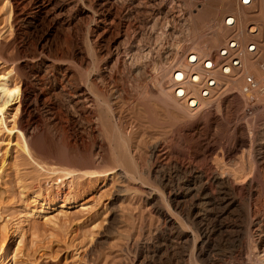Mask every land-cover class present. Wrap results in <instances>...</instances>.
Listing matches in <instances>:
<instances>
[{"label": "rangeland", "instance_id": "rangeland-1", "mask_svg": "<svg viewBox=\"0 0 264 264\" xmlns=\"http://www.w3.org/2000/svg\"><path fill=\"white\" fill-rule=\"evenodd\" d=\"M202 1L0 0V262L4 256V264H184L176 239L169 240L148 203L146 184L157 185V194L167 198L172 185L192 182L216 197L203 221L207 230L216 228L212 249L202 257L191 245L192 264H264V242H259L264 224L256 225L264 218V94L248 98L238 82L230 83L187 120L158 125L148 122L136 102L149 80L157 84L162 68H169L184 48L194 47L190 21ZM120 56L126 67L119 70ZM142 69L149 76L145 82L138 77ZM2 76L19 85L18 98L4 94ZM123 83L132 94L117 102L116 116L124 121L117 126L123 133L137 132L141 152L159 139L163 158L169 157L158 178L149 175L147 161L139 160L145 184L139 179L128 183L119 169L102 172L112 163L95 147L88 164L89 150L73 141L94 120L100 89ZM14 124L22 130L10 134ZM101 137L96 133L94 140ZM19 140L30 154L17 147ZM241 165L245 172H232ZM63 167L74 170L73 176L64 177ZM217 171L226 185L214 182ZM128 184L136 192L123 191ZM224 191L240 202L226 214ZM43 201L48 206L28 217V210ZM126 209L138 227L134 240L109 234L129 216ZM179 216L198 236L197 225ZM107 240L117 247L111 249Z\"/></svg>", "mask_w": 264, "mask_h": 264}, {"label": "bare ground", "instance_id": "bare-ground-1", "mask_svg": "<svg viewBox=\"0 0 264 264\" xmlns=\"http://www.w3.org/2000/svg\"><path fill=\"white\" fill-rule=\"evenodd\" d=\"M256 2H257V5H255L251 8L239 7L237 5V0H205V1L203 0L202 2L197 4L196 5V12L193 13L192 19L190 21L191 22V24H190L191 28L190 29H191V32L193 33V36H194L193 37L194 38L193 42L195 43L194 47L196 49H202V48H211V47L218 45L222 39L223 34H224V29L220 26L221 18L225 12L235 11L239 14L243 24H246L249 20H254L258 23L259 30H260V37H261V40H260L261 54H260V57L258 58V60L256 62L258 64L264 63V0H255V3ZM205 29H207L208 32H205ZM176 56H177V54H176ZM257 63L250 62L248 64V71H251L254 74H260L261 72L258 68ZM124 64H125V59L122 56H120L117 59V63H116L117 68L120 70V68L123 67ZM124 67H126V66H124ZM141 71L142 72L139 71V73L137 71H135L138 73L139 79L149 78V76L144 75L146 73H145V71H143V69ZM168 71H169L168 66H164L162 68V71H161V74H162L161 81H159L157 84L156 83L152 84V83H150V80L149 81L147 80L148 82L146 83V86H144L143 89L141 88V90L139 89L140 90L139 92L137 91L138 92V98L136 101L137 106H140V108L145 112V114H146L145 118L148 120V122L150 121V122L155 123V124L157 123V125L163 124V123L167 124L169 122H176L179 120L185 121L188 118H190V116H192V114H193V111H190L183 104L178 102L170 93V90H169L168 84H167ZM134 76L135 75H133V77ZM111 77H112V75H111ZM1 78H3L5 80L4 83L2 84V90H3L4 94H6L7 96H9L12 99L18 98L19 94H20L19 85L11 84L10 81L6 79V76H2ZM145 79H143L144 82H145ZM235 82H238V81H234L233 83H235ZM123 84L124 85H121V86L120 85H114L115 87H113L112 89H107V88L106 89L105 88L100 89V93L102 95L100 93L99 94L101 95L102 99L99 98L98 101L100 99L102 100V102L100 103L102 106L98 102V104H97L98 109L96 110L97 112H95V111H93V113L91 112L92 115L94 116V117L93 116H91V117H93L94 120L93 119L89 120V127H88L89 129L87 128L88 129L87 133H85V132L79 133L78 136H76V138H74L73 141L75 144L79 143L81 146L86 148V150H89L87 153V155L90 159L88 164L92 163L93 157L95 155V152L91 151L90 149L91 148L93 149L95 147L96 149L100 150V151H98L97 155H99L102 158L107 159V161L109 160V163H112L111 167H109L108 169H106L105 171H102V172H105L106 174H108V172L114 173V171H117L116 169H119L120 170L118 173L119 177L123 178L128 183H131V182L139 179V180H141L142 184L143 183L145 184L148 182H146L147 179L144 180L145 178L143 176V172H142V175L140 174L141 172H139L140 171L139 170L140 169L139 164L141 165V162H139V160L140 161L144 160L145 162L147 161V163L149 165V170H148L149 175L152 174L156 177L159 174L160 166L165 165L169 161V157L167 156V159L163 158L162 152L164 151V147H163V143L159 139H155V141L153 140V142H151V144L147 147L145 152H141L140 147L142 145H140L139 140H137V136H138V135H136L137 132L135 131L136 133H134V132H131L130 129H128L129 132L127 131L126 133L125 132L123 133L122 130L120 129L121 127L119 128L117 126L118 123H120L121 126L124 123V121L120 119L121 115L117 114V116L119 115L118 119H120L121 121L118 119L116 120V118H115V117H117L115 110L119 111V108H120V107L116 108L117 102H118V100H121L119 98H121V97L122 98L123 97L128 98L132 94V90L129 89L130 86L128 87V85H126L125 83H123ZM136 86H138V84ZM140 86H142V84ZM135 89H137V88H135ZM87 107H89V106H87ZM3 111H4V107L0 106V115H4ZM161 113L165 114L168 119H164V121H162V119L160 120L161 117H159V116L162 115ZM2 121H3V118H2ZM125 127H127V126H125ZM8 130L11 134L13 131L20 132V130H22V129H19V127H17V125L14 124L13 127L9 128ZM99 132L102 135V137L97 142L94 139L96 137V133H99ZM139 137L141 138L140 134H139ZM19 141L16 143L17 147L22 149L24 152H27L28 154H30V150H29L26 142L24 140H21L20 142ZM261 158H264V156L262 155ZM217 162H219V161L217 160ZM192 166L193 165H191V168H192ZM51 168L52 169H50V168L49 169L52 171H55V172L58 170L57 168H53V167H51ZM219 168L221 169L222 166ZM232 168L234 170L232 172L239 171V173H240V171H244V169H245L244 166H242V165L237 166V168H235V169H234V167H232ZM194 169L192 168V172L197 174V172H195ZM60 171L64 172V175H63L64 177H71V176H73V173H75L74 170L70 171L66 168L60 169ZM218 171L214 173V182L218 183L220 185H224L225 184L224 175L221 173V171L220 172H218ZM223 172H225V171L223 170ZM94 173H101V172H92L91 174H94ZM192 175H194V174H192ZM196 177H198V176L196 175ZM236 177H238V176H236ZM157 178H158V176H157ZM166 185L168 187V182H165L164 187ZM171 185H170V187H171ZM178 185H179V183H178ZM128 186H129V188L127 187L123 191H127V193L128 192L130 193V189L131 188L133 189L134 187L130 186L129 184H128ZM146 186L148 187V190L146 191V194H147L146 198L148 200V203L151 204V206L154 208V210L158 214V217L165 224V228L167 230L166 232L168 233V235H166V234L165 235L169 238V240H170V238L176 239V241H177L176 246L179 249V252L182 256L183 263L184 264H192L191 259L193 256V251L191 250V252H190V250H189V249H191V248H189L191 245H193L192 248L197 250L199 256L203 257L205 255H208L209 250L212 249L211 248L212 247L211 235L216 232V230H215L216 228L215 229L213 228L211 230H207L206 228H204L205 224L203 221L205 219L204 218L205 214H208L210 212V210L212 211V208L215 205V202H214V201H216L215 195H212V193H211V195H209L210 193L208 194V191H207V193H201L200 192L201 189H200V191H198V189L192 185V182H189V183L185 184V186H179L177 188H175V186L172 185L171 191H169V194L167 192V194H168L167 198L165 196H163L162 194L161 195L157 194V190H158L157 185H156V188L154 186H150L149 184L148 185L146 184ZM219 187H221V186H219ZM225 187H227V186H225ZM133 190H135V192H136V189H133ZM224 190H225V188H224ZM225 191H224V194L226 193ZM133 192L131 191V193H133ZM218 192H219V190H218ZM222 192H223V190H222ZM124 195L125 194H120V196H124ZM188 198L194 199L193 202H191L190 204H187L186 199H188ZM128 199H130V198H128ZM222 203L224 204V208H223L224 214L230 213L231 211H233L234 209H236L240 205V202H238L237 199H234L233 197H231L230 194L224 195ZM48 204H49V202L43 201L42 204L40 205L41 206L40 208H38V209L30 208L27 212L28 217L35 215L36 213H40L41 211H43V209L45 207L48 206ZM64 207H65V205L62 204V208H64ZM262 209H263L262 211H263V215H264V206L262 207ZM123 210H124V208L122 209V211ZM128 210H130V209H128ZM126 211H127V209H126ZM262 211H260V212L262 213ZM128 212H130V211H127V213ZM62 213H63V211H62ZM130 213H132V212H130ZM64 214H66V213H64ZM179 214H182L183 217L185 216L187 218L188 222H190L191 224L197 225V229L199 232L198 236H195L196 232H194V233L191 232V230H190L191 226L186 224L187 221L184 222L185 220H183V218H181V216L178 217ZM221 215H222V213H221ZM132 216L133 215L130 216V214H129V216L128 215L125 217L123 216L124 218L121 217L122 219L119 220L120 225L118 227L111 229L109 234H112V235L115 233H117V235L119 234L116 237L114 235L113 238L119 237L120 234H122V236L124 235L125 238H126L125 235H127L128 237L131 235L129 238L133 237V235L135 234L134 231L136 230L135 232H137L138 227L135 229L136 226L134 225V223L136 221H133L134 219L131 221V218H134V216L133 217ZM179 218H181V219H179ZM46 219H48V218H46ZM49 219H51V218H49ZM262 224H264V218L258 219L256 225L261 226ZM138 233H137V235L139 236ZM109 234H107V235H109ZM122 236H120V237H122ZM108 237H110V236H108ZM125 238H123V240ZM134 238H136V237H133V240H134ZM128 241H129V239H128ZM173 241H175V240H173ZM133 242H131V243H133ZM135 242H136V239H135ZM259 242L260 243L264 242L263 234L259 237ZM158 244H160V243H158ZM125 245H127V240H126V244H124V246ZM108 246L109 247L111 246L110 248L112 249L114 247H117V244L114 243L113 245H111L109 242ZM109 247H107V248H109ZM110 248H109V250H110ZM154 250H156V249H154ZM109 252H111V251H109ZM104 255H106V251H105V253H103V251H102L101 256H104ZM108 256H109V254H107L106 257L108 258ZM104 259H105V257H104ZM214 262L215 261L213 260L212 264H214ZM0 264H4V256H2V261L0 262ZM134 264H137V263H134ZM146 264H150V263L146 261Z\"/></svg>", "mask_w": 264, "mask_h": 264}, {"label": "built area", "instance_id": "built-area-1", "mask_svg": "<svg viewBox=\"0 0 264 264\" xmlns=\"http://www.w3.org/2000/svg\"><path fill=\"white\" fill-rule=\"evenodd\" d=\"M237 5L251 8L255 0H237ZM220 26L224 34L218 45L186 47L169 65L170 93L190 111L200 110L234 81L248 98L264 94V63L256 62L261 54L258 23L249 20L243 24L237 12L227 11ZM250 62L257 63L260 75L248 71Z\"/></svg>", "mask_w": 264, "mask_h": 264}]
</instances>
